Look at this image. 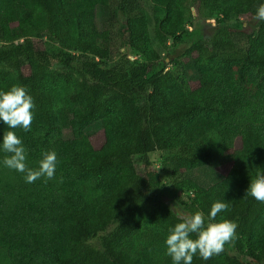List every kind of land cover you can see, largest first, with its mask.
<instances>
[{"label": "trees", "instance_id": "obj_1", "mask_svg": "<svg viewBox=\"0 0 264 264\" xmlns=\"http://www.w3.org/2000/svg\"><path fill=\"white\" fill-rule=\"evenodd\" d=\"M260 3L0 0V90L19 84L35 104L31 130L14 131L29 167L57 156L53 179L27 183L0 147V264H172V204L207 217L214 201L229 205L216 219L234 221L237 238L192 264H264V203L246 195L264 169ZM8 130L0 122V143ZM222 158L228 173L206 184L198 170Z\"/></svg>", "mask_w": 264, "mask_h": 264}, {"label": "clouds", "instance_id": "obj_2", "mask_svg": "<svg viewBox=\"0 0 264 264\" xmlns=\"http://www.w3.org/2000/svg\"><path fill=\"white\" fill-rule=\"evenodd\" d=\"M255 20L264 21V3L256 7ZM35 104L28 90L13 84L8 90H0V122L7 126L8 131L2 135V151L5 167L24 174L27 183H33L41 177L47 180L55 175L57 156L55 151H42L37 168L28 166L26 149L14 129L30 131L33 121ZM246 195L264 203V169L257 168L249 177ZM229 210L226 202L214 201L207 217L202 211L179 214L174 226L168 228L165 238L166 253L171 257L172 264H192L197 255L202 260H209L224 251L225 244L234 243L238 225L221 217V212Z\"/></svg>", "mask_w": 264, "mask_h": 264}, {"label": "rangeland", "instance_id": "obj_3", "mask_svg": "<svg viewBox=\"0 0 264 264\" xmlns=\"http://www.w3.org/2000/svg\"><path fill=\"white\" fill-rule=\"evenodd\" d=\"M96 12H97V15H96L97 23L99 26H102L104 24V19H105L103 12L98 7L96 8ZM192 14H195L194 9H192ZM213 20H214V18L209 16L207 18L206 22L201 23V27L205 31H207L209 29V26L207 25V23L213 22ZM187 26H188V28H191L193 26H196V23L193 22V20H189L187 22ZM245 27L248 29L250 27V25L248 23H246ZM111 30H112V36L114 39V46H115L114 54L117 55V47L119 46V40L116 36V28L114 26H112ZM184 46L185 45L182 44L180 47H178L173 52L163 53L162 56L165 57V61L168 62L170 60V58H172L173 55L179 54L183 50ZM133 57H139V56L133 54ZM167 67H171V65L168 63ZM87 132L89 133L93 144L96 147L100 146L102 141H103V132H102L100 124L95 123L92 126L88 127ZM150 158L152 160L153 167H155V169H157V170H160L161 162L163 159V152L153 151L150 154ZM230 166H231V161L229 158H222L219 160H214L212 163L207 164V165L203 166L201 169H199L197 172V175L201 179H203L206 184H213L219 178L225 176L228 173ZM188 194L189 193H185L184 195H188ZM172 206L179 214L185 213L179 208V206L177 204L174 203V204H172ZM230 252L232 254L236 253L233 250H231Z\"/></svg>", "mask_w": 264, "mask_h": 264}, {"label": "water", "instance_id": "obj_4", "mask_svg": "<svg viewBox=\"0 0 264 264\" xmlns=\"http://www.w3.org/2000/svg\"><path fill=\"white\" fill-rule=\"evenodd\" d=\"M122 50H123V48H122Z\"/></svg>", "mask_w": 264, "mask_h": 264}]
</instances>
